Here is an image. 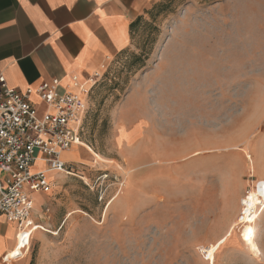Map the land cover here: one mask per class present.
Masks as SVG:
<instances>
[{"label":"rangeland","instance_id":"374dc122","mask_svg":"<svg viewBox=\"0 0 264 264\" xmlns=\"http://www.w3.org/2000/svg\"><path fill=\"white\" fill-rule=\"evenodd\" d=\"M89 82L92 151L63 154L82 161L52 176L30 247L7 264H264V0H164ZM128 102L151 122L155 171L124 170ZM200 145L221 175L170 171L171 149Z\"/></svg>","mask_w":264,"mask_h":264},{"label":"crops","instance_id":"0c3cea01","mask_svg":"<svg viewBox=\"0 0 264 264\" xmlns=\"http://www.w3.org/2000/svg\"><path fill=\"white\" fill-rule=\"evenodd\" d=\"M162 1L0 0V75L5 77L8 86L22 92L36 89L54 79H59L64 88L74 90L73 80L79 85L88 83L107 59L133 48L131 25ZM31 100L40 105L36 95ZM131 105L129 102L124 105L126 114L123 112L122 122L118 120L127 134L121 137L125 151L124 170L131 174L155 171L157 157L146 130L151 127V122L142 114L145 111L143 105ZM154 121L152 119L153 125ZM75 150L76 146L65 153ZM199 151L203 152L201 145ZM195 154L186 151L183 158L182 154L171 149L168 158L174 161V166L170 167V171H191L186 173L191 181L208 180L210 176H219L225 171L224 162H210L203 156L204 153L192 158ZM185 159L184 167L180 168L178 163ZM66 161L80 163L82 159L80 155L72 154ZM90 161L87 158L85 162L90 164ZM135 188L134 179H129L127 191L133 192ZM37 195L39 197L35 199ZM44 195L47 194L33 195L35 211ZM35 216H32L34 221ZM16 235L17 226L0 215V264H5L1 259L15 250ZM16 251L19 255V250Z\"/></svg>","mask_w":264,"mask_h":264},{"label":"built area","instance_id":"2783aa9c","mask_svg":"<svg viewBox=\"0 0 264 264\" xmlns=\"http://www.w3.org/2000/svg\"><path fill=\"white\" fill-rule=\"evenodd\" d=\"M73 86L74 90H68L54 79L22 92L8 86L0 75V215L17 226L12 253L20 251L15 257H10L12 253L5 255L1 259L5 264L23 256L34 230L39 228L32 220L33 195L47 194L52 189L46 173L73 172L62 157L81 145L89 110L85 100L88 92L82 98L76 80ZM33 95L40 105L32 102Z\"/></svg>","mask_w":264,"mask_h":264},{"label":"bare ground","instance_id":"6f19581e","mask_svg":"<svg viewBox=\"0 0 264 264\" xmlns=\"http://www.w3.org/2000/svg\"><path fill=\"white\" fill-rule=\"evenodd\" d=\"M90 86V82H88V83H82V84H80V89H79V94H80V96L82 97V98H84V96H85V94L89 91V87ZM81 145H82V143H81ZM83 146H85V147H87L90 151H92L91 150V148H89V146H87L86 144H84L83 143ZM99 160L100 161H103V159L102 158H99ZM56 173H54V172H47L46 173V176H47V179L49 180V181H52V182H54L53 180H52V176H54ZM57 175V174H56ZM55 175V176H56ZM51 192V190L47 193V196L49 195V193ZM35 230H38V228H36ZM34 230V231H35Z\"/></svg>","mask_w":264,"mask_h":264},{"label":"trees","instance_id":"16d2710c","mask_svg":"<svg viewBox=\"0 0 264 264\" xmlns=\"http://www.w3.org/2000/svg\"><path fill=\"white\" fill-rule=\"evenodd\" d=\"M142 18H139L137 19L132 25H131V29H132V32H133V29L135 28V26L139 23V21L141 20ZM88 114V113H87ZM86 119H87V115H86V118L84 120V123H83V132H82V142H83V137H84V133H85V122H86ZM103 173H101L100 175L102 176Z\"/></svg>","mask_w":264,"mask_h":264}]
</instances>
